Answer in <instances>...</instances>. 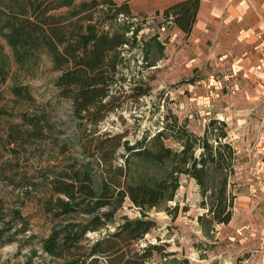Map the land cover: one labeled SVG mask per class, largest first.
<instances>
[{"label":"trees","instance_id":"1","mask_svg":"<svg viewBox=\"0 0 264 264\" xmlns=\"http://www.w3.org/2000/svg\"><path fill=\"white\" fill-rule=\"evenodd\" d=\"M199 5L200 0H185L166 9L163 16L173 18L189 35ZM141 16L142 22L133 21ZM146 21L147 15L135 16L128 2L116 0H0V90L10 67L4 42L20 68L37 65L46 54L60 72L54 80L59 96L72 101L74 127L69 133L58 131V122L45 110H36L22 113V122L12 125L0 140L17 158L36 142V154L27 159L36 156V191L43 214L53 224L48 236L27 233V218L0 197V249L37 238L48 264H99L100 255L112 264H146L157 247L132 245L155 225L149 211L175 199L182 175L200 186L206 212L199 221L206 233L212 225L232 220L236 198L232 176L238 156L228 141L225 121L211 120L204 135H198L189 128L188 119L180 123L177 115L170 114L175 128L171 135L166 127L144 134L133 144L123 134L99 128L127 98L148 93L143 83L135 85L133 95L115 88L124 79L125 46L142 49L145 68L155 66L164 55L158 33L139 39ZM15 93L24 96L18 88ZM24 98L32 97L28 92ZM169 136L180 148L167 145ZM14 170L10 162L0 167V180L15 189L32 184L27 176L17 182ZM128 199L141 217H126L111 231ZM97 232L105 233L85 246L89 234ZM34 252L38 255L37 249ZM0 264L22 263L7 259Z\"/></svg>","mask_w":264,"mask_h":264},{"label":"rangeland","instance_id":"2","mask_svg":"<svg viewBox=\"0 0 264 264\" xmlns=\"http://www.w3.org/2000/svg\"><path fill=\"white\" fill-rule=\"evenodd\" d=\"M116 2H128L132 7L136 3L142 7L145 4V0ZM137 18L133 21L142 22L145 17ZM156 33L165 47L162 59L155 66L145 68L142 49L125 46L122 54L128 60L122 68L124 79L115 84L117 90L133 95L135 85L143 83L148 93L140 98H127L121 108L100 123L99 128L123 134L124 139L133 144L144 134H153L166 127L171 135L175 128L170 114L177 115L180 123L188 119L189 128L198 135H204L211 120L225 121L228 141L234 145L238 156L232 176V191L236 198L230 223L214 224L213 230L206 233L199 221L206 212L202 207L200 186L195 179L182 175L175 199L149 211L148 218L155 221V225L132 248L157 247L146 264H264V193L254 186L248 169L254 142L260 136L259 120L263 115L252 78L254 50L250 47L247 51H234L232 48L235 47L231 45L226 48L217 46L213 40H196L191 33L183 34L173 18L167 19L160 13L147 14L139 39ZM4 44L10 67L0 90V140L6 138L12 125L22 122V113H36V110H45L53 121L58 122V131L71 132L74 129L72 101L59 96L60 90L54 80L60 72L54 69L50 58L43 54L37 65L20 68L13 60L11 47ZM15 88L23 90L24 96H17ZM28 92L31 99L24 98ZM63 123L67 125L62 127ZM166 143L180 148L171 136ZM10 147L16 148L15 145ZM32 153L36 154V142L28 147L27 154L21 153L20 158L9 147L0 144V167L10 162L18 173L17 182L24 176L32 182L29 187L15 189L1 178L0 197L21 210L29 221L27 233L48 236L53 224L43 214L39 202L36 156L27 159ZM126 217H141L139 208L129 199L117 213L115 223L110 225L111 231ZM104 233L89 234L90 241L84 245L88 246V242L92 243ZM18 237L24 240V235ZM36 249L38 255L34 252ZM41 254L39 241L35 238L31 242L24 240L23 244H6L0 249V261L11 259L22 264H48L49 257ZM99 264L112 263L100 255Z\"/></svg>","mask_w":264,"mask_h":264},{"label":"crops","instance_id":"3","mask_svg":"<svg viewBox=\"0 0 264 264\" xmlns=\"http://www.w3.org/2000/svg\"><path fill=\"white\" fill-rule=\"evenodd\" d=\"M182 1L185 0H145L144 7L139 3L130 7L134 15L163 14ZM179 30L185 34L182 29ZM258 33H264V0H200L191 31L196 40H213L217 46L235 47L232 48L234 51L243 52L251 47L254 62L258 58Z\"/></svg>","mask_w":264,"mask_h":264},{"label":"built area","instance_id":"4","mask_svg":"<svg viewBox=\"0 0 264 264\" xmlns=\"http://www.w3.org/2000/svg\"><path fill=\"white\" fill-rule=\"evenodd\" d=\"M256 39L258 58L253 65L252 78L257 88L259 103L263 107V115L259 120L260 136L254 142L248 169L256 188L264 193V33H258Z\"/></svg>","mask_w":264,"mask_h":264}]
</instances>
